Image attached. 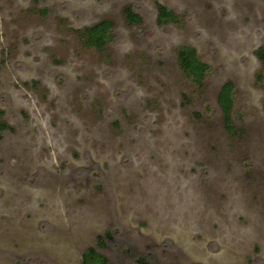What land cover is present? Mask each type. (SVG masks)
I'll return each instance as SVG.
<instances>
[{"label": "rangeland", "instance_id": "1", "mask_svg": "<svg viewBox=\"0 0 264 264\" xmlns=\"http://www.w3.org/2000/svg\"><path fill=\"white\" fill-rule=\"evenodd\" d=\"M104 20L105 49L86 47ZM260 47L264 0H0V264H264Z\"/></svg>", "mask_w": 264, "mask_h": 264}, {"label": "trees", "instance_id": "2", "mask_svg": "<svg viewBox=\"0 0 264 264\" xmlns=\"http://www.w3.org/2000/svg\"><path fill=\"white\" fill-rule=\"evenodd\" d=\"M37 1V0H33ZM157 21L160 24L174 23L176 16L174 12L168 10L166 7L158 5L157 7ZM127 22L130 25H139L141 18L132 12L130 7L124 10ZM112 23L104 20L90 27L84 28L79 32L86 47H92L97 51H103L108 43L111 36ZM178 64L181 71L190 78L197 87L202 88L204 85V78L206 77L209 67L197 58L196 52L188 47L183 46L178 50L177 53ZM255 57L258 59L262 66L261 74L259 78L264 76V47H260L255 51ZM218 106L222 112L223 123L225 128L233 133L234 126L230 119V111L233 104V85L230 82L224 83L218 93L217 97ZM9 128L6 124L0 122V134L7 131ZM105 238L110 239V234L105 233ZM104 237L97 238V246L99 248L106 247ZM81 264H110L107 257L101 255L93 248L87 249L82 254ZM135 264H147L143 258L135 260Z\"/></svg>", "mask_w": 264, "mask_h": 264}]
</instances>
